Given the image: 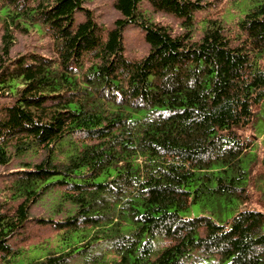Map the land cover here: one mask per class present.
<instances>
[{
	"label": "trees",
	"instance_id": "1",
	"mask_svg": "<svg viewBox=\"0 0 264 264\" xmlns=\"http://www.w3.org/2000/svg\"><path fill=\"white\" fill-rule=\"evenodd\" d=\"M84 1L0 0V95L13 96L0 101V163L45 153L7 173L1 260L58 186L72 242L27 264H264V0L229 22L198 16L210 0H148L178 32L142 0H115L111 27ZM128 24L150 44L140 58L125 54ZM31 29L49 52L13 55ZM194 203L204 212L187 214Z\"/></svg>",
	"mask_w": 264,
	"mask_h": 264
},
{
	"label": "rangeland",
	"instance_id": "2",
	"mask_svg": "<svg viewBox=\"0 0 264 264\" xmlns=\"http://www.w3.org/2000/svg\"><path fill=\"white\" fill-rule=\"evenodd\" d=\"M211 1V2H210ZM208 8L200 10L198 16L206 12H211L210 15L220 16L226 21H230L236 16H241L248 8L250 3L248 0H210ZM84 7L90 9L93 16L98 23L106 27H111L114 20L121 16V11L115 6V0H85ZM143 10L154 20L169 23L175 32L183 29L180 19L168 12L156 11L153 9L148 0L141 1ZM86 11L80 10L76 13L75 23L85 19ZM199 24H201L199 22ZM198 24V28L200 25ZM194 30V38H199L200 28ZM2 28L0 27V44L2 41ZM46 36V35H45ZM40 35L38 31L31 29L29 32L16 33V42L12 47V54L26 52L29 50H36L43 53H48L47 37ZM123 42L125 46V54L130 58H140L144 56L150 49V44L146 39L145 31L140 25L128 24L123 31ZM264 67V60H262ZM13 96L10 94H1L0 101H11ZM261 125L264 126V118H262ZM260 137L258 140L264 138V127L261 128ZM45 156L43 151L27 152L21 157L13 158L7 164L0 163V201L5 197V184L6 179L10 176L7 175L10 171L25 165L24 162H38ZM59 187L54 186L52 190L45 193L38 201H36L30 209V219L21 234H15L10 242L13 246L19 248V251L8 260H1L0 264H27L33 258L42 257L47 254L49 250L61 249L68 246L72 240L66 241L63 238L64 228L57 225L56 222L62 219L68 212L69 203L66 208L59 209ZM19 199L16 200L18 202ZM72 209L69 210V212ZM204 212L200 203H194L186 211L187 214H198ZM234 213L232 210L225 212L226 216H231ZM79 257H76L78 260Z\"/></svg>",
	"mask_w": 264,
	"mask_h": 264
}]
</instances>
